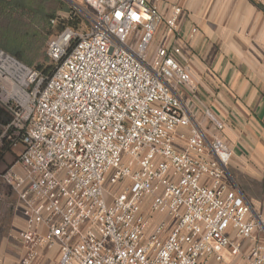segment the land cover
Listing matches in <instances>:
<instances>
[{
	"label": "built area",
	"instance_id": "built-area-1",
	"mask_svg": "<svg viewBox=\"0 0 264 264\" xmlns=\"http://www.w3.org/2000/svg\"><path fill=\"white\" fill-rule=\"evenodd\" d=\"M83 2L84 27L49 20L51 73L0 49L20 264L40 249L58 264H264V219L228 172L225 123L184 96L182 0Z\"/></svg>",
	"mask_w": 264,
	"mask_h": 264
},
{
	"label": "crops",
	"instance_id": "crops-1",
	"mask_svg": "<svg viewBox=\"0 0 264 264\" xmlns=\"http://www.w3.org/2000/svg\"><path fill=\"white\" fill-rule=\"evenodd\" d=\"M255 2L182 0L176 44L194 85L184 96L224 121L228 172L264 219V11ZM10 196L0 195V264H20L25 253L14 237L21 209ZM31 264H58L57 249H40ZM207 264L219 263L210 258Z\"/></svg>",
	"mask_w": 264,
	"mask_h": 264
},
{
	"label": "trees",
	"instance_id": "trees-1",
	"mask_svg": "<svg viewBox=\"0 0 264 264\" xmlns=\"http://www.w3.org/2000/svg\"><path fill=\"white\" fill-rule=\"evenodd\" d=\"M255 4L264 11V5ZM61 12L68 13L67 17H60ZM54 17L75 29L85 23L64 0H0V49L32 66V61L44 53L51 31L49 20ZM53 67L51 62L47 67L35 68L49 74ZM8 119L9 115L0 108V120L6 122Z\"/></svg>",
	"mask_w": 264,
	"mask_h": 264
},
{
	"label": "rangeland",
	"instance_id": "rangeland-1",
	"mask_svg": "<svg viewBox=\"0 0 264 264\" xmlns=\"http://www.w3.org/2000/svg\"><path fill=\"white\" fill-rule=\"evenodd\" d=\"M69 8L72 10V12L74 13H80V11H87L86 6L84 5L83 0H64ZM61 16L60 17H67L68 13H59ZM59 22L62 23L59 19ZM84 25H82V27H84ZM57 27H53L51 26V31L49 34V37L46 41V54H45V48H44V53H42L39 57H36V59H34L32 61V66L38 67V66H42V67H47L48 65L51 64V61L47 55V46H48V42L49 40L52 38V36L56 33ZM138 34L135 33V36H137ZM162 40V34L161 32H157L154 36V39L152 41V49H155L156 46L158 44L161 43ZM38 69V68H37ZM8 143L6 142H2V144L0 145V195L5 194L8 197H11V199H14L12 196H10L11 194V188L10 185L2 178V173L5 172L6 170H8L10 167H12V165H14V163L17 160V152L19 151V148H13L8 147L7 146ZM10 199V198H9ZM10 199V201H11Z\"/></svg>",
	"mask_w": 264,
	"mask_h": 264
}]
</instances>
